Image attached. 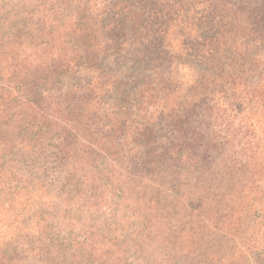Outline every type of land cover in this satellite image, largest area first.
<instances>
[{"label": "trees", "instance_id": "16d2710c", "mask_svg": "<svg viewBox=\"0 0 264 264\" xmlns=\"http://www.w3.org/2000/svg\"><path fill=\"white\" fill-rule=\"evenodd\" d=\"M263 119L264 0H0V264H264Z\"/></svg>", "mask_w": 264, "mask_h": 264}, {"label": "rangeland", "instance_id": "374dc122", "mask_svg": "<svg viewBox=\"0 0 264 264\" xmlns=\"http://www.w3.org/2000/svg\"><path fill=\"white\" fill-rule=\"evenodd\" d=\"M264 120V119H263ZM260 126H261V130H263V132H264V121L263 122H261V124H260ZM261 133V131L259 130L258 132H257V134H260ZM264 135V134H263ZM262 135V136H263Z\"/></svg>", "mask_w": 264, "mask_h": 264}]
</instances>
